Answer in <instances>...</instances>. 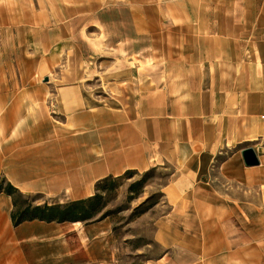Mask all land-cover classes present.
<instances>
[{
    "label": "crops",
    "instance_id": "obj_1",
    "mask_svg": "<svg viewBox=\"0 0 264 264\" xmlns=\"http://www.w3.org/2000/svg\"><path fill=\"white\" fill-rule=\"evenodd\" d=\"M172 4L152 45L149 4L141 26L126 8L97 17L93 90L86 72L61 71L44 89L52 112L16 97L31 89L8 90L15 97L0 107V182L43 195L38 205H66L93 197L105 178L168 165L172 209L153 235L164 251L145 264H264L261 200L233 199L213 177L249 192L264 187V0ZM246 148L259 166L245 165ZM13 211L1 194L0 264H119L109 218L15 227Z\"/></svg>",
    "mask_w": 264,
    "mask_h": 264
},
{
    "label": "rangeland",
    "instance_id": "obj_2",
    "mask_svg": "<svg viewBox=\"0 0 264 264\" xmlns=\"http://www.w3.org/2000/svg\"><path fill=\"white\" fill-rule=\"evenodd\" d=\"M173 2L175 0H0V107L4 100L8 103L15 97L8 90L27 87L32 94L16 97L43 102L41 108L52 112L53 109L48 108L52 104L51 94H44V89H52L63 70L86 72L93 90V71L100 60L94 53L97 50L94 40L99 39L101 33L94 24L97 17L106 13L108 18V12H113L112 17L117 18L118 11L126 8L130 12L128 18L133 16L135 25L141 26L142 7L149 4V43L152 45L156 44L158 21H164L168 6H173ZM97 54L100 55L99 50ZM97 95L107 97L108 93ZM40 106L37 105L39 110ZM56 114L52 115L55 121H62ZM172 171L165 165L149 173L128 172L105 184L104 212H110L108 218L113 222L119 264H145L162 255L164 250L153 239L154 222L172 209L163 192L172 179ZM213 177L219 188L225 189V195L233 199L261 200L264 214V187L249 192L237 181L227 178L224 181L217 173ZM143 180L144 186L136 185ZM40 196L35 204L42 202L43 195ZM148 199L150 202L140 207ZM152 202L157 204L142 214ZM261 225L264 239V221Z\"/></svg>",
    "mask_w": 264,
    "mask_h": 264
},
{
    "label": "trees",
    "instance_id": "obj_3",
    "mask_svg": "<svg viewBox=\"0 0 264 264\" xmlns=\"http://www.w3.org/2000/svg\"><path fill=\"white\" fill-rule=\"evenodd\" d=\"M129 172L135 173L134 171ZM113 179H115V177H108L99 181L96 185V194L93 197L85 200L75 201L66 205L35 204L37 199L41 197L40 195L33 197H31V195H26L9 183L5 178H3L0 182V195L6 194L13 199L14 211L12 214V220L15 227L25 222L33 221L47 223L98 222L110 217V212H104L106 203L103 191L106 190L105 184ZM144 183L145 181L143 180L136 185L142 187L144 186ZM136 185L133 186L138 187ZM134 187L132 192H134ZM138 194L139 191L135 195L138 196ZM149 202L150 200L148 199L140 207H144V205L148 204ZM156 204V202H152L147 208L142 210L141 213L143 214L147 212Z\"/></svg>",
    "mask_w": 264,
    "mask_h": 264
},
{
    "label": "water",
    "instance_id": "obj_4",
    "mask_svg": "<svg viewBox=\"0 0 264 264\" xmlns=\"http://www.w3.org/2000/svg\"><path fill=\"white\" fill-rule=\"evenodd\" d=\"M244 163L247 167H255L260 165L259 157L253 148H246L242 151Z\"/></svg>",
    "mask_w": 264,
    "mask_h": 264
}]
</instances>
